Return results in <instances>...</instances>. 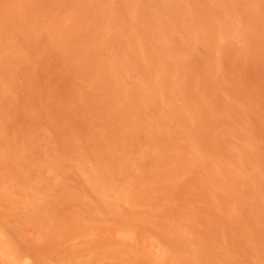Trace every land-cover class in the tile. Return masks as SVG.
I'll use <instances>...</instances> for the list:
<instances>
[{
  "label": "rangeland",
  "instance_id": "1",
  "mask_svg": "<svg viewBox=\"0 0 264 264\" xmlns=\"http://www.w3.org/2000/svg\"><path fill=\"white\" fill-rule=\"evenodd\" d=\"M0 231L29 264H264V0H0Z\"/></svg>",
  "mask_w": 264,
  "mask_h": 264
},
{
  "label": "bare ground",
  "instance_id": "2",
  "mask_svg": "<svg viewBox=\"0 0 264 264\" xmlns=\"http://www.w3.org/2000/svg\"><path fill=\"white\" fill-rule=\"evenodd\" d=\"M4 233L0 231V257L7 263V264H29L28 259H19L16 255L9 250V246L6 245V240L4 237ZM8 242V241H7ZM18 254V253H17ZM31 261V260H30Z\"/></svg>",
  "mask_w": 264,
  "mask_h": 264
}]
</instances>
